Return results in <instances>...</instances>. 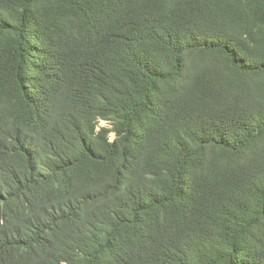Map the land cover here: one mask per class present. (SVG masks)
I'll return each mask as SVG.
<instances>
[{"label": "trees", "instance_id": "16d2710c", "mask_svg": "<svg viewBox=\"0 0 264 264\" xmlns=\"http://www.w3.org/2000/svg\"><path fill=\"white\" fill-rule=\"evenodd\" d=\"M0 264H264V0H0Z\"/></svg>", "mask_w": 264, "mask_h": 264}, {"label": "clouds", "instance_id": "9594fccd", "mask_svg": "<svg viewBox=\"0 0 264 264\" xmlns=\"http://www.w3.org/2000/svg\"><path fill=\"white\" fill-rule=\"evenodd\" d=\"M103 122L108 123V126H106V125H101V123H103ZM37 126H38V124H37L36 122H34V123H32L31 129H34V128H35V130H37ZM104 127H106V128H111V126H110V124H109L108 121L101 120L100 123H99V128H98V130H101V129L104 128ZM112 135H114V139L112 138ZM110 136H111V141H114V140L116 139V134H115L114 132H112V133L110 134Z\"/></svg>", "mask_w": 264, "mask_h": 264}, {"label": "rangeland", "instance_id": "374dc122", "mask_svg": "<svg viewBox=\"0 0 264 264\" xmlns=\"http://www.w3.org/2000/svg\"><path fill=\"white\" fill-rule=\"evenodd\" d=\"M101 125H106V126H108V123L103 122V123H101ZM112 138L114 139V135H112Z\"/></svg>", "mask_w": 264, "mask_h": 264}]
</instances>
